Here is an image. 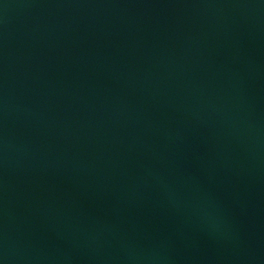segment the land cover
<instances>
[{"label":"water","instance_id":"water-1","mask_svg":"<svg viewBox=\"0 0 264 264\" xmlns=\"http://www.w3.org/2000/svg\"><path fill=\"white\" fill-rule=\"evenodd\" d=\"M0 264H264V0H0Z\"/></svg>","mask_w":264,"mask_h":264}]
</instances>
